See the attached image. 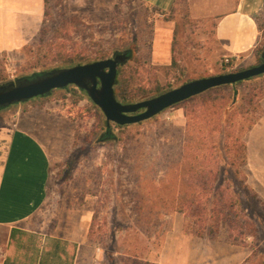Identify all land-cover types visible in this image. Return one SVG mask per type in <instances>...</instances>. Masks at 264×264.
<instances>
[{
	"label": "rangeland",
	"instance_id": "1",
	"mask_svg": "<svg viewBox=\"0 0 264 264\" xmlns=\"http://www.w3.org/2000/svg\"><path fill=\"white\" fill-rule=\"evenodd\" d=\"M218 2L46 0L38 37L0 52V84L131 51L117 91L139 93L129 101L136 102L260 64L255 52L229 55L217 38ZM237 89L235 97L229 86L212 88L126 128L111 123L116 139L106 141L99 140L106 116L75 85L1 110L0 127L32 111L51 171L44 203L18 227L26 233L11 237L0 226V258L25 263L46 240L60 238L77 245L79 264H165L179 257V240L187 238L215 241L220 255L234 249L236 264H264V182L253 173L264 166V150L254 148L251 161L247 148L264 116V76ZM211 176L209 196L201 198L207 205L189 200V184ZM217 193L226 204L210 210ZM223 239L233 244L229 250Z\"/></svg>",
	"mask_w": 264,
	"mask_h": 264
},
{
	"label": "crops",
	"instance_id": "2",
	"mask_svg": "<svg viewBox=\"0 0 264 264\" xmlns=\"http://www.w3.org/2000/svg\"><path fill=\"white\" fill-rule=\"evenodd\" d=\"M159 1L163 5L172 2ZM216 6L222 13L216 36L226 51L236 58L252 55L264 32L259 20V16L264 18V0H220ZM45 9V0H0V52L23 48L33 42L44 25ZM43 98L15 105L22 108ZM16 117L15 125L0 127V226L9 232L31 218L44 203L51 171L50 156L40 137L43 128L34 120V114L21 111ZM247 148L251 161L254 148L264 150V116L251 129ZM253 171L264 182V166L257 167L258 172ZM179 241V257L166 258L165 264H236L235 250L232 254L220 255L219 249H213V240ZM193 242L199 245H191ZM221 242L227 250L233 246L229 239ZM77 254L74 264H79ZM6 259L0 258V264Z\"/></svg>",
	"mask_w": 264,
	"mask_h": 264
},
{
	"label": "water",
	"instance_id": "3",
	"mask_svg": "<svg viewBox=\"0 0 264 264\" xmlns=\"http://www.w3.org/2000/svg\"><path fill=\"white\" fill-rule=\"evenodd\" d=\"M128 52H117L106 59L53 69L0 84V109L75 85L86 91L89 98L101 108L108 126L111 123L124 126L146 121L212 88L233 85L264 74L263 61L243 70L194 79L148 99L124 103L117 98L115 86L119 67L131 58Z\"/></svg>",
	"mask_w": 264,
	"mask_h": 264
},
{
	"label": "trees",
	"instance_id": "4",
	"mask_svg": "<svg viewBox=\"0 0 264 264\" xmlns=\"http://www.w3.org/2000/svg\"><path fill=\"white\" fill-rule=\"evenodd\" d=\"M45 2H46V0H45ZM259 50L260 49H258V47H257L255 49V54H257V56H258L259 63H262L264 61V50L262 52H260V53H259ZM36 74H39V73H34V74H32L30 76H26V77H32V76H34ZM119 74H120V72L118 73V81H117V84L115 86L116 96H117V98L119 100H122L123 102H129L131 99L135 98V95H137L139 93L131 94V96H130V95H127V93L125 91H122V88L118 92L117 91V87L120 86V84H121V81L119 80ZM261 76H264V74L256 76V77H252V78H250L248 80H251V79H254V78H258V77H261ZM246 81L247 80L239 81V82H237V83H235L233 85L229 84V85H223V86H229L232 89H234L232 91H233V95L236 97L238 95V89H237L238 85H240V84H242V83H244ZM219 87H221V86H219ZM68 88H69V86L67 88H65V89H68ZM215 88H218V87H215ZM55 90H58V89H55ZM55 90H53V91H55ZM82 91H84V90H82ZM165 91H167V90H165ZM165 91L164 90L163 91L162 90H157L154 93V95H152L151 97H154V96H156L158 94H161V93H163ZM86 94H87V92H86ZM49 95L39 96V97H36V98L47 97ZM199 95H201V94H199ZM199 95H197V96H199ZM194 97H196V96H194ZM194 97H192V98H194ZM183 102H180V103H178L176 105H180ZM3 109H6V108H2V109H0V111L3 110ZM158 115L152 117L151 119L156 118ZM148 120H150V119H148ZM111 125L110 126L107 125L106 131L99 138L100 141L116 139V135L111 130ZM115 125L117 127H119V128H126V127L130 126V125L121 126V125H117V124H115ZM209 174L210 175L212 174L211 171H210ZM210 178H212V179L209 180V179H207V177H205V178H202L200 180H195L194 182H191V184H189V189H188V192H187V194L189 193L188 194L189 195L188 199L189 200L191 199V201H193V203H198V204H201V205H207L205 202H202L201 198H203L204 196H207V195L209 196L208 187L211 188V186H212L209 183L215 181V179L212 176ZM217 195H218V201L217 202L216 201L212 202V207L210 208V210H223L221 208L222 203L226 204L224 193H217ZM206 198L208 199V197H206ZM214 214H215V212H213V215ZM18 232L24 233V234L26 233L24 230H20L18 228H13L12 232H11V237H14L16 235V233H18ZM46 241L47 242H46V245H45L44 249L43 250H37L33 254V256H30L28 258L27 262L20 263L17 260L11 258V257H7V259L5 260L4 264H74V260H75L76 253H77V245L75 243L64 241V240H62L60 238H49ZM152 264H155V263H152Z\"/></svg>",
	"mask_w": 264,
	"mask_h": 264
},
{
	"label": "flooded vegetation",
	"instance_id": "5",
	"mask_svg": "<svg viewBox=\"0 0 264 264\" xmlns=\"http://www.w3.org/2000/svg\"><path fill=\"white\" fill-rule=\"evenodd\" d=\"M128 54H129V55H130V57H131V51H129V52H128ZM131 58H132V57H131Z\"/></svg>",
	"mask_w": 264,
	"mask_h": 264
},
{
	"label": "built area",
	"instance_id": "6",
	"mask_svg": "<svg viewBox=\"0 0 264 264\" xmlns=\"http://www.w3.org/2000/svg\"><path fill=\"white\" fill-rule=\"evenodd\" d=\"M228 60H227V62L230 60L229 58H227Z\"/></svg>",
	"mask_w": 264,
	"mask_h": 264
}]
</instances>
